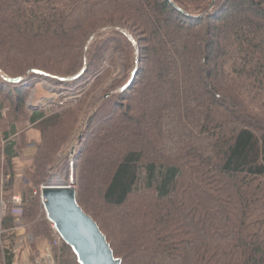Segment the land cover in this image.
<instances>
[{"label":"trees","instance_id":"1","mask_svg":"<svg viewBox=\"0 0 264 264\" xmlns=\"http://www.w3.org/2000/svg\"><path fill=\"white\" fill-rule=\"evenodd\" d=\"M118 70L92 99L74 167L77 203L115 258L264 264V0H0V196L21 194L27 232L56 264H81L55 244L40 188ZM43 77L81 84L79 103L29 110L24 83ZM24 125L40 140L21 183ZM14 221L10 209L8 264Z\"/></svg>","mask_w":264,"mask_h":264},{"label":"rangeland","instance_id":"2","mask_svg":"<svg viewBox=\"0 0 264 264\" xmlns=\"http://www.w3.org/2000/svg\"><path fill=\"white\" fill-rule=\"evenodd\" d=\"M123 75V70H118L113 74L106 83L102 86L103 88L98 89L95 94L92 95L88 106L85 107L84 110L80 108V117L76 122L71 135L66 138L63 135L64 139L61 140L59 149L61 150L56 156L54 155V165H53V172L50 176L47 184L53 183L56 186H68L72 183L75 184L76 187V177H75V162H76V155L79 150V146H81L79 137L83 134V131L87 125L89 119V113L91 112L92 99L95 97H100L103 91L106 92V89L112 86L115 79H119ZM25 85H31L33 88L30 92V96L28 99V109L29 110H36L42 109L47 113L51 114L57 110H61L63 108L75 107L81 99L82 94L80 90L82 89L81 84L72 85H60L57 81L52 80L51 78L43 77L38 78L34 81L26 80ZM90 106V107H89ZM59 107V108H58ZM110 112V111H109ZM122 121L123 119L115 120L113 119L114 124H118V121ZM6 123V121L4 122ZM120 124L118 126H122ZM6 128V126L4 127ZM20 133L18 136L19 143L22 145V141L25 143L23 146V151L20 154V157L16 160V167L18 168L17 171L20 174V181L21 183L23 180H26V170L31 166L32 157L35 155L36 152V145L35 141L40 140V133L37 130H34L31 126H20ZM68 133L65 132V136ZM95 136V135H94ZM54 142V137L51 139V144ZM84 143V141H83ZM27 145V147H26ZM48 151V150H47ZM42 187L40 188V192ZM93 197H95L94 191L90 192ZM16 195L21 196V194L17 193ZM22 197V196H21ZM23 199V198H22ZM94 200V199H93ZM22 223L23 220L21 219ZM24 224V223H23ZM56 236L55 244H60V238L58 234L55 232L53 228V224L51 225ZM33 236V235H32ZM34 239V237H33ZM33 246L37 247V252H40L38 255V260L42 264H56L55 257L52 251V245L44 240L36 242L34 239ZM37 258V257H36ZM39 262V261H38ZM36 264V263H35Z\"/></svg>","mask_w":264,"mask_h":264},{"label":"water","instance_id":"3","mask_svg":"<svg viewBox=\"0 0 264 264\" xmlns=\"http://www.w3.org/2000/svg\"><path fill=\"white\" fill-rule=\"evenodd\" d=\"M42 200L58 236L74 249L81 264H121L96 222L78 205L75 186L47 184Z\"/></svg>","mask_w":264,"mask_h":264},{"label":"crops","instance_id":"4","mask_svg":"<svg viewBox=\"0 0 264 264\" xmlns=\"http://www.w3.org/2000/svg\"><path fill=\"white\" fill-rule=\"evenodd\" d=\"M14 223L15 227L12 230L15 234V244L12 252L13 260L9 264H35L38 256H36L37 252L33 249V236L27 232L23 223L21 225V223L16 220ZM0 264H8L5 260L4 254L3 256L0 255Z\"/></svg>","mask_w":264,"mask_h":264},{"label":"built area","instance_id":"5","mask_svg":"<svg viewBox=\"0 0 264 264\" xmlns=\"http://www.w3.org/2000/svg\"><path fill=\"white\" fill-rule=\"evenodd\" d=\"M50 184L54 185L53 183H50ZM74 185L75 184L73 183V180H72V183L66 187H70V186H74ZM45 186H42V189ZM41 193H42V191H41ZM9 208L11 209V213L16 217L15 220L17 222L19 221L22 225L21 216L23 215V212H24V202H23L22 197L19 195H14L11 199V202H7L4 199L3 195L1 194V196H0V235L3 233L4 218L6 217L8 211L10 210ZM53 228H54L55 232L57 233L54 225H53ZM38 261H36V264H42L40 262L42 260H38Z\"/></svg>","mask_w":264,"mask_h":264}]
</instances>
